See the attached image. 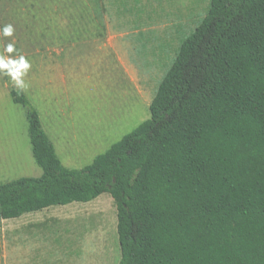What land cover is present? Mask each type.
<instances>
[{"label": "trees", "instance_id": "obj_1", "mask_svg": "<svg viewBox=\"0 0 264 264\" xmlns=\"http://www.w3.org/2000/svg\"><path fill=\"white\" fill-rule=\"evenodd\" d=\"M39 177L0 184V220L108 193L118 264H264V0H210L149 118L65 168L21 90Z\"/></svg>", "mask_w": 264, "mask_h": 264}, {"label": "rangeland", "instance_id": "obj_2", "mask_svg": "<svg viewBox=\"0 0 264 264\" xmlns=\"http://www.w3.org/2000/svg\"><path fill=\"white\" fill-rule=\"evenodd\" d=\"M209 2L0 0V27H14L13 36H0V55L24 56L30 63L24 77L28 87L21 91L40 110L45 132L73 140L79 154H70L68 168L90 164L149 118L162 77ZM9 43L13 53L5 52ZM39 56L45 69L52 68L41 80L46 99L40 98L36 75ZM9 83L11 78L0 73V184L41 175L31 154L25 109L10 96L18 88ZM55 148L63 164L68 155L60 145ZM116 224L108 193L0 220V264H118Z\"/></svg>", "mask_w": 264, "mask_h": 264}, {"label": "clouds", "instance_id": "obj_3", "mask_svg": "<svg viewBox=\"0 0 264 264\" xmlns=\"http://www.w3.org/2000/svg\"><path fill=\"white\" fill-rule=\"evenodd\" d=\"M14 34V27L12 24H7L0 27V36L11 37ZM15 46L11 43L6 45L5 52L13 53ZM31 65L24 56H19L18 59L11 58L10 56L0 55V73H3L8 78H11L10 85H14L20 90H24L28 85L24 81Z\"/></svg>", "mask_w": 264, "mask_h": 264}, {"label": "crops", "instance_id": "obj_4", "mask_svg": "<svg viewBox=\"0 0 264 264\" xmlns=\"http://www.w3.org/2000/svg\"><path fill=\"white\" fill-rule=\"evenodd\" d=\"M113 51H115V50H113ZM36 59V58H35ZM34 59V60H35ZM41 59V57L39 56V60H38V63H37V59H36V63L38 64V66H37V69H36V71H37V73H36V75L39 77V79H37L38 80V83H39V92H40V98L42 97V99H46L47 98V95H48V92L46 91V88L44 87V85H42V83H41V80H42V76H44V75H48V74H51V70H52V68L51 67H49V69H45V67L42 65V61L40 60ZM34 74H35V72H34ZM35 91H36V89H34V94H35ZM37 111V110H36ZM40 111V110H39ZM39 111H37L38 112V116H39V119H40V122H41V126H42V129L44 130V128H43V122L41 121V113L39 112ZM43 121H44V123H48L49 124V120H48V117L47 116H45V120L43 119ZM50 130V129H49ZM49 130L47 129L46 131L47 132H45V130H44V132H45V134L47 135V137L49 138V140L51 141V143H52V145H53V147H54V150H55V152H56V148H55V145H60V149H61V151H62V153H65L64 154V156L67 154L68 155V157L67 156H65L64 157V160H63V164H62V162H61V164L65 167V168H68V167H71L72 165H73V163H72V159L70 158L71 156H73V157H76L78 154H79V151H78V149L75 147V144L72 142V141H70V140H68V139H63V141H60L59 140V137H57L56 135V137L54 136V135H52L50 132H49ZM47 133H49V134H47ZM70 136H71V134H70ZM55 141V142H54ZM72 153V154H71ZM70 154H71V156H70ZM56 155H57V152H56ZM57 157H58V159H59V156L57 155ZM94 159V158H93ZM60 160V159H59ZM68 169H70V168H68ZM51 208V207H50ZM48 209V208H47ZM45 210V209H44ZM35 213V212H34ZM34 213H29V214H34ZM24 215H28V214H24ZM24 215H22V216H24ZM21 216V217H22ZM20 217V218H21ZM18 219V218H17ZM1 221H7V220H1Z\"/></svg>", "mask_w": 264, "mask_h": 264}]
</instances>
